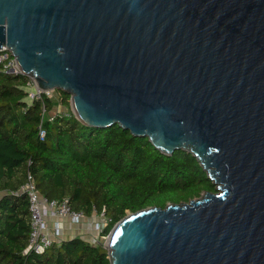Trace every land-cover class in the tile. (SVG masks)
<instances>
[{
	"label": "water",
	"instance_id": "obj_1",
	"mask_svg": "<svg viewBox=\"0 0 264 264\" xmlns=\"http://www.w3.org/2000/svg\"><path fill=\"white\" fill-rule=\"evenodd\" d=\"M86 127L193 155L215 192L127 214L110 264H264V0H0V49Z\"/></svg>",
	"mask_w": 264,
	"mask_h": 264
},
{
	"label": "trees",
	"instance_id": "obj_2",
	"mask_svg": "<svg viewBox=\"0 0 264 264\" xmlns=\"http://www.w3.org/2000/svg\"><path fill=\"white\" fill-rule=\"evenodd\" d=\"M30 81L0 69V264H110L103 246L79 237L44 254L28 250L29 202L21 189L29 177L49 201L66 199L87 218L103 216L102 237L127 214L215 191L192 154L164 155L118 124L86 127L73 113L55 114L49 96L30 99ZM59 95L70 107V96Z\"/></svg>",
	"mask_w": 264,
	"mask_h": 264
},
{
	"label": "built area",
	"instance_id": "obj_3",
	"mask_svg": "<svg viewBox=\"0 0 264 264\" xmlns=\"http://www.w3.org/2000/svg\"><path fill=\"white\" fill-rule=\"evenodd\" d=\"M0 69L5 74L23 75L16 59L12 56V53L6 46H3L2 49H0ZM29 86L34 88V92L29 93L30 99H42L43 95L49 96L50 93L53 92H43L39 90L33 79H31ZM50 120H52V118ZM44 137L45 132L41 131V140H44ZM21 191L26 194L29 202L30 236L28 250L35 254H44L48 249L53 247L58 239H61L62 227L57 219L68 218L74 225H80L81 222L86 219L83 212L71 209L68 200L49 201L43 197L37 191L31 177L28 178V182L22 187ZM49 218L55 219L51 227H49ZM105 225L106 220L103 224L98 221L94 224V230L102 231ZM50 229L51 235L49 233Z\"/></svg>",
	"mask_w": 264,
	"mask_h": 264
},
{
	"label": "rangeland",
	"instance_id": "obj_4",
	"mask_svg": "<svg viewBox=\"0 0 264 264\" xmlns=\"http://www.w3.org/2000/svg\"><path fill=\"white\" fill-rule=\"evenodd\" d=\"M27 91L29 92V93H32V92H34V88L33 87H31V86H29L28 88H27ZM59 93L60 92H58V91H53V92H51L50 93V95H49V97L51 98V99H53L54 100V103H55V107H54V110H53V113H55V114H57V113H59V114H67V113H73V111H72V108H71V105H70V107H64L63 105H62V103H61V99H60V95H59ZM29 101H30V99H29ZM212 192H215V191H212ZM204 193L205 192H203L199 197H195V198H192V199H190V200H181L180 202H178V203H189L191 200H196V199H199V198H201L203 195H204ZM177 203V204H178ZM169 204H173V203H171V202H168L167 203V205H169ZM98 220L103 224L104 222H105V220H104V218L101 216V217H99L98 216ZM83 222H85V221H82L81 222V224H83ZM80 224V225H81ZM94 224V223H93ZM100 233H101V231H95L94 230V225H93V228L91 229V232L90 233H88V232H80V234L81 235H83L85 238H86V240L88 241V242H90V243H92V244H94V245H101V246H103L104 248L106 247V243H107V237L109 236H106V237H102L101 235H100ZM74 238V237H73ZM72 239V238H71Z\"/></svg>",
	"mask_w": 264,
	"mask_h": 264
},
{
	"label": "crops",
	"instance_id": "obj_5",
	"mask_svg": "<svg viewBox=\"0 0 264 264\" xmlns=\"http://www.w3.org/2000/svg\"><path fill=\"white\" fill-rule=\"evenodd\" d=\"M54 220L55 219L49 218V225H50L49 227L52 226ZM57 221L60 222L62 227L61 239H58L56 242V244H60L62 241L71 239L73 237H79L83 240H86V238L83 235H81L80 232L90 233L91 229L93 228V225L99 220H98V216H92L89 218L86 217V219L84 220L85 222H83V224L81 225H74L73 223H71V221L68 218L57 219ZM49 233L51 235V229Z\"/></svg>",
	"mask_w": 264,
	"mask_h": 264
}]
</instances>
